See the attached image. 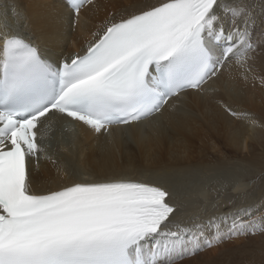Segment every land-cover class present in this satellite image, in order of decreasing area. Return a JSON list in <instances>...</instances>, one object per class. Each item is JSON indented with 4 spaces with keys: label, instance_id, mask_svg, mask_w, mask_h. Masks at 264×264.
<instances>
[{
    "label": "snow or ice",
    "instance_id": "snow-or-ice-1",
    "mask_svg": "<svg viewBox=\"0 0 264 264\" xmlns=\"http://www.w3.org/2000/svg\"><path fill=\"white\" fill-rule=\"evenodd\" d=\"M87 2L69 6L78 17ZM10 14L23 18L15 0H0V264H177L225 239L264 232V218L234 221L202 246L192 227L172 230L176 207L162 186L77 180L36 192L31 181L30 166L46 150L41 129L50 114L108 132L160 113L182 93L203 91L233 60L243 67L253 48L246 7L157 0L107 23L70 59L8 30ZM223 106L233 117L246 115Z\"/></svg>",
    "mask_w": 264,
    "mask_h": 264
},
{
    "label": "bare ground",
    "instance_id": "bare-ground-1",
    "mask_svg": "<svg viewBox=\"0 0 264 264\" xmlns=\"http://www.w3.org/2000/svg\"><path fill=\"white\" fill-rule=\"evenodd\" d=\"M15 3L23 18L10 14L8 30L45 53L56 49L70 59L95 42L107 23L157 0H90L78 17L70 0ZM221 3L244 6L251 17L253 48L242 57L243 67L233 60L203 91L183 93L159 114L107 133L70 120L69 126L64 117L50 114L41 129L46 150L30 166L32 190H57L77 180L153 183L166 188L177 207L172 230L192 227L202 246L227 233L234 221L264 218V0ZM230 20L224 16L225 25ZM4 25L0 16V30ZM225 104L246 115L231 116ZM177 264H264V232L225 239Z\"/></svg>",
    "mask_w": 264,
    "mask_h": 264
}]
</instances>
